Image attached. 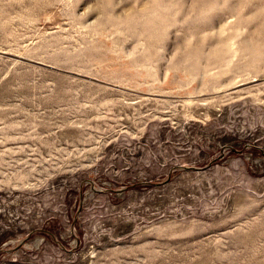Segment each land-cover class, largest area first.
Returning a JSON list of instances; mask_svg holds the SVG:
<instances>
[{
	"label": "rangeland",
	"instance_id": "374dc122",
	"mask_svg": "<svg viewBox=\"0 0 264 264\" xmlns=\"http://www.w3.org/2000/svg\"><path fill=\"white\" fill-rule=\"evenodd\" d=\"M0 249L264 264V0H0Z\"/></svg>",
	"mask_w": 264,
	"mask_h": 264
},
{
	"label": "water",
	"instance_id": "95a60500",
	"mask_svg": "<svg viewBox=\"0 0 264 264\" xmlns=\"http://www.w3.org/2000/svg\"><path fill=\"white\" fill-rule=\"evenodd\" d=\"M224 147H227L229 148L230 150L232 151H235L234 148L230 147V146H224ZM221 152H222V149L220 150V155H221ZM211 162L207 163L206 166H208ZM177 169H182V170H199L201 169L202 167H194V166H176ZM171 171V169H170ZM170 171L167 173L166 175V178L160 182H149V181H140V182H135V183H130V184H127L125 185L121 190H125L127 188H130V187H134V186H138V185H160V184H163L164 182H166V179L169 177L170 175ZM73 219L71 220L70 222V230L72 232V226H73ZM47 232V231H45ZM48 233V232H47ZM31 233H28L26 237H28ZM49 234V233H48ZM51 236V238L54 239V237L49 234ZM24 239H21L18 243H17V246H19L22 242H23ZM55 240V239H54ZM63 250H65L63 247H61ZM3 249H0V251H2ZM67 251V250H65Z\"/></svg>",
	"mask_w": 264,
	"mask_h": 264
}]
</instances>
